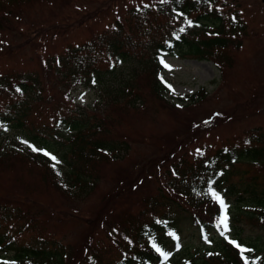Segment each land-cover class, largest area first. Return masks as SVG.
Instances as JSON below:
<instances>
[{"label":"trees","instance_id":"obj_1","mask_svg":"<svg viewBox=\"0 0 264 264\" xmlns=\"http://www.w3.org/2000/svg\"><path fill=\"white\" fill-rule=\"evenodd\" d=\"M75 1L0 0V29L13 30L31 4L66 7ZM228 11L219 0H150L131 5L123 12L115 11V18L101 33L66 46L60 54L36 56V72L0 74V127L28 131L18 144L0 146V173L21 167L33 181L24 183L17 176L15 190L0 183V254L7 256L0 264H264V255L259 253L264 250L262 129L248 128L240 143L220 146L211 154L191 151L190 159L174 138H155L156 146L142 160L152 161L150 184L139 180L134 169L116 171L114 178H107L102 168L124 158L121 154L129 149L128 139L115 133L120 118L114 114L179 120L186 108L206 99L205 88L171 95L159 79L160 60L179 55L213 62L224 76V66L233 60L232 51L249 38L247 24L237 12ZM128 60L140 67L128 78H119L117 69ZM106 76L116 83L105 86L107 95L115 98L107 100L104 109L76 117L69 114L71 109L67 115L57 111L52 126L33 129L29 118L38 106L50 104L52 90L63 101L66 91L105 82ZM169 96L179 105L170 102ZM45 133L51 135L50 140ZM59 153L65 172L63 163L52 158ZM136 163L141 164L135 162L133 167ZM240 164L246 168L237 170ZM51 194L84 215L63 218L49 205L28 199L32 195L50 198ZM231 204L237 210L244 208L240 214L260 231L259 236L242 238L236 226L241 217L239 213L232 216ZM225 216L230 223H225ZM63 219L80 224L82 242L63 244V239L29 235H34L38 225L42 230L48 228L44 224L54 221L55 225ZM187 228L196 232L199 243L219 236L221 245L197 260L176 262L173 252L183 246ZM99 230L113 240L114 258L92 245L91 233ZM83 246L87 253L77 254L75 249Z\"/></svg>","mask_w":264,"mask_h":264},{"label":"rangeland","instance_id":"obj_2","mask_svg":"<svg viewBox=\"0 0 264 264\" xmlns=\"http://www.w3.org/2000/svg\"><path fill=\"white\" fill-rule=\"evenodd\" d=\"M150 0H77L69 6L48 7L47 4L34 3L29 5L22 15V20L13 24V30L0 29V74L15 72V74L36 72V56L42 59L46 56L60 54L68 46L87 40L92 34L104 31L115 18V11L123 12L127 7L136 4L147 3ZM226 4L228 12H237L249 28V38L242 41L240 47L232 51V63L224 66V76L221 69L213 62L197 61L182 56L164 57L161 64L164 70L159 75L162 84L170 91L171 95H189L201 88L207 91L205 100L186 108L179 114V120L157 116L152 114L135 115L128 118V113L114 114L119 116L115 133L121 138H127L129 149L121 154L117 162H109L104 165L103 172L107 178L115 177L116 171L124 172L134 169V175H139V180H145L150 184V170L152 161L143 160L150 156L154 149L155 138L165 136L174 138L178 146L186 150V159H190L191 151L202 153L203 150L212 153L220 146L240 143L245 138V133L250 129H262L264 131V0H219ZM49 5V4H48ZM16 20V18H15ZM253 33L255 35H253ZM140 64L135 60H128L117 69V76L128 78L133 71L137 70ZM107 77V76H106ZM105 78V77H104ZM105 82L95 83L88 87L78 86L72 88L66 99L51 91L52 99L47 106H38L30 116L29 121L34 130L46 125L52 126V116L61 111L63 114H87L104 109L107 100L115 98L107 95L105 86L116 82L114 79L105 78ZM109 88L107 89V91ZM147 100V99H145ZM9 101V100H8ZM169 101L179 105L178 102L169 96ZM3 104H0L2 107ZM64 110L62 111L61 109ZM151 112L155 108L149 105ZM67 115V114H66ZM184 121V122H183ZM26 129H16L12 126L0 127V146H14L23 139H26ZM50 140L48 133H45ZM198 146H192V145ZM202 144L207 146H201ZM43 153L42 150L35 148ZM60 153L53 154V161L59 163ZM135 162L136 165L133 167ZM61 167L62 172L66 171V164ZM237 167V166H236ZM240 164L237 170L245 169ZM112 170L114 171L112 175ZM27 172L21 167L10 169L8 173H0V183L5 188L15 190L14 180L18 176L24 183L31 181ZM238 177L234 175L233 181ZM53 195V194H51ZM29 200L49 205L54 214L61 213L64 217L83 216L78 208L63 201L59 196L53 195L48 198L46 195H32ZM232 203V200H231ZM121 207L118 208L120 212ZM237 210L233 204L230 205L232 216L243 210ZM37 210V209H35ZM131 214L132 209H130ZM240 221L236 223L241 230L242 238H256L260 231L249 225L245 215L240 214ZM225 223H230L225 216ZM40 230L38 225L34 235L39 238L46 237L48 240L63 239V244H77L83 236L79 232L80 224L70 219H63L54 225V221L46 223ZM91 226V225H90ZM94 227L91 226V229ZM91 242L95 249L107 253V258L116 256V247L110 236L103 231L91 233ZM87 239L86 245L90 241ZM93 243L99 244V248ZM221 245V238L216 236L213 240H206L199 243L196 232L192 228L184 231V242L179 249L173 252L176 262H190L197 260L205 251L215 252ZM77 254H86L87 248L75 249ZM259 253L264 255V250ZM9 256V255H8ZM7 259L6 255L0 254V261Z\"/></svg>","mask_w":264,"mask_h":264},{"label":"snow or ice","instance_id":"obj_3","mask_svg":"<svg viewBox=\"0 0 264 264\" xmlns=\"http://www.w3.org/2000/svg\"><path fill=\"white\" fill-rule=\"evenodd\" d=\"M215 195V194H214ZM217 199H219L218 197H217Z\"/></svg>","mask_w":264,"mask_h":264}]
</instances>
